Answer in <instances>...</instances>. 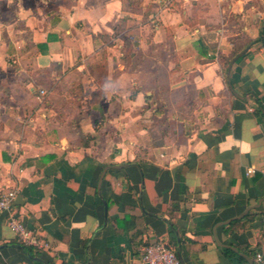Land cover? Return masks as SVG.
Returning <instances> with one entry per match:
<instances>
[{
	"label": "crops",
	"instance_id": "1",
	"mask_svg": "<svg viewBox=\"0 0 264 264\" xmlns=\"http://www.w3.org/2000/svg\"><path fill=\"white\" fill-rule=\"evenodd\" d=\"M262 36L264 0H0V190L50 245L28 251L3 214L0 264H144L157 241L182 264L253 262Z\"/></svg>",
	"mask_w": 264,
	"mask_h": 264
},
{
	"label": "built area",
	"instance_id": "2",
	"mask_svg": "<svg viewBox=\"0 0 264 264\" xmlns=\"http://www.w3.org/2000/svg\"><path fill=\"white\" fill-rule=\"evenodd\" d=\"M41 93H44V91L41 90ZM252 171L249 170L250 173ZM15 197L16 192L14 190H0V216L7 214L9 226L24 244L33 246L38 251L48 250L50 248L49 243L41 239L36 231L28 228L15 215V211L13 210ZM261 237L264 240V218ZM142 262L144 264H182L175 250L164 241H157L145 245L142 252ZM253 264H264V245L255 252Z\"/></svg>",
	"mask_w": 264,
	"mask_h": 264
},
{
	"label": "trees",
	"instance_id": "3",
	"mask_svg": "<svg viewBox=\"0 0 264 264\" xmlns=\"http://www.w3.org/2000/svg\"><path fill=\"white\" fill-rule=\"evenodd\" d=\"M262 44H264V36L261 37ZM116 226L118 231L123 230V231H131L132 229H135L137 226V218L133 215L126 214L123 218H119L116 220ZM142 231L137 230L134 234V237H137V235H140ZM21 244L26 248L28 251L34 250L35 248L33 246L24 244L22 241H20ZM149 243H145L147 245ZM40 264H43L42 262H39Z\"/></svg>",
	"mask_w": 264,
	"mask_h": 264
},
{
	"label": "water",
	"instance_id": "4",
	"mask_svg": "<svg viewBox=\"0 0 264 264\" xmlns=\"http://www.w3.org/2000/svg\"><path fill=\"white\" fill-rule=\"evenodd\" d=\"M241 54H243V52H242ZM241 54H240V55H241ZM124 165H125V164H119V165H113L112 167L121 168V167H123ZM108 168H109V166L106 167V168L104 169V171H103V173H102V176H101L102 178H103L105 172L108 170ZM249 264H253V262H252V261H249Z\"/></svg>",
	"mask_w": 264,
	"mask_h": 264
}]
</instances>
